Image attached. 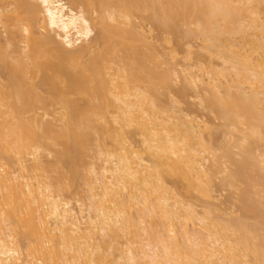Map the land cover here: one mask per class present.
Returning a JSON list of instances; mask_svg holds the SVG:
<instances>
[{
  "label": "bare ground",
  "instance_id": "bare-ground-1",
  "mask_svg": "<svg viewBox=\"0 0 264 264\" xmlns=\"http://www.w3.org/2000/svg\"><path fill=\"white\" fill-rule=\"evenodd\" d=\"M0 76V264H264V0H0Z\"/></svg>",
  "mask_w": 264,
  "mask_h": 264
},
{
  "label": "rangeland",
  "instance_id": "rangeland-1",
  "mask_svg": "<svg viewBox=\"0 0 264 264\" xmlns=\"http://www.w3.org/2000/svg\"><path fill=\"white\" fill-rule=\"evenodd\" d=\"M134 22L136 25L140 24V21L138 19H135ZM144 27H145L144 28L145 32H147V37L149 38V42L155 47V49L158 50L157 52H163L164 53L165 60L167 61L168 65H173L174 63H177L180 66H183V67L185 66V64H186V61L184 58L185 52H186V50H185L186 49L185 48L186 42L185 41L179 40L180 41L179 42L175 38H168L164 32H160V31L154 29L152 26H150V24H145ZM165 40L166 41L170 40L171 44L165 45L163 43V41H165ZM198 46H199L198 42L193 44L192 51L194 53L198 51ZM193 59H194V62L198 61L197 60L198 58H195V56ZM179 81L180 80H178L177 85L174 86V88H175L174 90H176V92L175 93L172 92V94L167 95L165 97H162L163 102L169 104L170 100L177 101L180 104L179 105L180 108L184 109V112L185 111L189 112L190 115L193 116V118L197 117V119H201L202 122L205 121V123L206 122L209 123L208 125L212 128V130H215V131L219 130V133L223 132L222 130L224 128L221 127V124L223 122L220 119H218L215 114H211L203 108V106H202L203 102L201 103V99H200L201 96L200 97L197 95L195 96L194 92H191L189 90H185V92L187 91L186 96L184 95V98H182L183 95L180 97L181 94H179V93H180V90L182 92L183 89H181V88L183 85H182V82H179ZM202 101H203V99H202ZM183 109H181V110H183ZM201 120H199V121H201ZM219 133L217 134V135H220V138L218 137V140L221 139V142H222V141H224V139H222V135ZM214 134H216V133H214ZM218 140H217V143H218ZM219 143H220V140H219ZM236 158H238V157H236ZM225 176H226L225 174L216 176V179H215L216 182H214L215 186L213 185V187H215V188H213V190H214L213 192H214V197H216L215 198L216 200L214 199V200L209 201L207 199H199L200 200L199 204H200V206H202L201 208H203V205L208 206L207 204H210V206L208 208L210 209V207L211 208L216 207L215 210H216L218 215H224L225 213H227V216H224V217H226V218L229 217V218L235 219L236 217L240 216V212H239L240 206L236 205L233 207L231 204L234 200H238L237 196L240 193V189L238 188L239 185L236 186V188H232V189H227V188L223 187L222 182H223V179L225 178ZM237 188L239 190H237ZM73 195L71 194V196H73ZM76 199H74L73 203H75ZM236 202H238V201H236ZM73 203H72V205H73ZM234 204H239V203H234ZM74 205H76V203ZM231 206L233 208H231ZM198 209H199V211H202V210H200V208H198ZM224 211H226V212H224Z\"/></svg>",
  "mask_w": 264,
  "mask_h": 264
},
{
  "label": "snow or ice",
  "instance_id": "snow-or-ice-1",
  "mask_svg": "<svg viewBox=\"0 0 264 264\" xmlns=\"http://www.w3.org/2000/svg\"><path fill=\"white\" fill-rule=\"evenodd\" d=\"M49 15H51V13H49Z\"/></svg>",
  "mask_w": 264,
  "mask_h": 264
}]
</instances>
